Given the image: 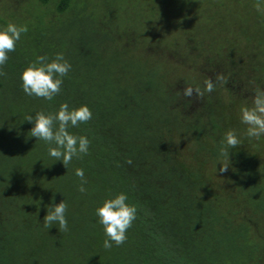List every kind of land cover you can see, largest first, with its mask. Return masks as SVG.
Wrapping results in <instances>:
<instances>
[{
	"label": "trees",
	"instance_id": "trees-1",
	"mask_svg": "<svg viewBox=\"0 0 264 264\" xmlns=\"http://www.w3.org/2000/svg\"><path fill=\"white\" fill-rule=\"evenodd\" d=\"M71 2L59 0L57 11L63 13ZM84 31L64 44L76 50L32 55L15 47L0 66V264L216 263L219 251L209 239L195 237L214 220L203 203L210 192L204 173L209 163L215 165L224 132L244 129L236 128L240 104H231L222 92L235 85L242 89L240 77L247 71L259 73L258 86L264 83V59L257 67L253 54L246 70L232 63L228 74L225 54L217 53L219 60L208 58L205 64L216 63L215 71H206L210 75L170 82L155 66L93 51L89 42L96 30ZM56 52L71 64L61 91L52 101L24 95L20 72L37 55L52 58ZM217 73L225 77L223 83L215 81ZM205 79H213L211 93L183 96L184 87L202 89ZM63 102L86 104L92 112L91 120L69 129L90 144L88 153L67 168L47 156L45 143L30 136L32 125L24 120L36 111L54 112ZM246 145L242 140L238 145L241 155L229 150V161L238 167ZM75 168L84 170V193L77 191ZM247 186L259 196L254 183L242 181L241 187ZM118 192L137 206V216L124 243L104 249L94 208ZM61 200L67 205V230L46 229L47 207Z\"/></svg>",
	"mask_w": 264,
	"mask_h": 264
},
{
	"label": "rangeland",
	"instance_id": "rangeland-1",
	"mask_svg": "<svg viewBox=\"0 0 264 264\" xmlns=\"http://www.w3.org/2000/svg\"><path fill=\"white\" fill-rule=\"evenodd\" d=\"M58 3L0 0V26L26 25L28 30L15 47L32 55L59 48L76 50L64 44L75 35L83 36L89 26L96 30L89 42L93 51L155 66L170 82L184 75L191 79L210 75L206 71H215L216 63L205 64L208 58L219 60L217 53L225 54L221 59L228 74L233 64L246 70L248 62H254L253 54L257 67L264 59V17L254 11L253 0H72L63 13L57 11ZM245 74L240 77L242 89L236 85L223 89L233 105L250 103L251 90L258 86L259 73ZM259 87L264 88V83ZM235 112L239 114V107ZM240 135L247 144L241 148L240 167L229 161L220 172L209 163L204 173L210 192L203 203L214 220L195 237L209 239L210 247L219 251L214 264H264V138ZM236 147L231 151L241 155ZM247 180L259 196L252 194L251 187H241Z\"/></svg>",
	"mask_w": 264,
	"mask_h": 264
},
{
	"label": "clouds",
	"instance_id": "clouds-1",
	"mask_svg": "<svg viewBox=\"0 0 264 264\" xmlns=\"http://www.w3.org/2000/svg\"><path fill=\"white\" fill-rule=\"evenodd\" d=\"M252 7L258 16L264 17V0H253ZM27 30L26 25L13 22L0 26V66L7 62L8 53L14 51L16 43ZM70 70L71 64L62 52L54 53L52 58L47 55H37L20 72V88L28 97L52 101L61 91L62 78ZM214 79L217 83H223L225 77L217 73ZM214 88L213 79H205L202 89L200 86L184 87L183 96L191 97L195 94L196 97H201L205 93H211ZM91 119L92 112L86 104L70 106L67 102L60 103L54 112L36 111L34 114H27L24 118L32 125L30 136L35 137L36 141H43L47 156L53 162L60 161L65 168L73 158L86 155L90 144L87 136L75 135L69 129L76 128ZM238 119L244 126V136L256 140L264 138V88L257 86L251 90L250 103L240 104ZM240 143L241 135L235 129L226 130L220 142L215 168L219 162V171L224 172L229 165V150ZM74 175L80 179L77 191L84 193L86 191L84 170L75 168ZM128 199L126 193L118 192L108 196L94 208L96 222L101 226L104 236L102 240L104 249L120 246L126 240V231L137 216V206L128 202ZM66 208L64 200L47 207L46 214L42 218L44 227L48 229L55 225L59 231H66L68 227L65 218Z\"/></svg>",
	"mask_w": 264,
	"mask_h": 264
}]
</instances>
